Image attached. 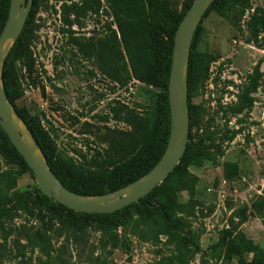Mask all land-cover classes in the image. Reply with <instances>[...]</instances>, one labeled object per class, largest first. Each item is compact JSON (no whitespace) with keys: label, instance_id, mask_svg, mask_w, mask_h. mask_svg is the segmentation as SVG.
<instances>
[{"label":"rangeland","instance_id":"374dc122","mask_svg":"<svg viewBox=\"0 0 264 264\" xmlns=\"http://www.w3.org/2000/svg\"><path fill=\"white\" fill-rule=\"evenodd\" d=\"M191 1L155 0L156 38L167 40ZM251 3L264 8V0ZM244 4L218 0L194 39L189 147L170 177L168 203L182 223L172 226L140 204L121 225L118 217L78 214L57 200L29 201L0 216V264H239L219 242L228 227L264 249V45L248 42ZM110 27L117 28L106 0H33L19 40L23 58L5 63L15 105L79 186L105 185L102 171L138 151L165 119L158 106L165 89L137 80L123 49L113 55L116 64L97 54ZM256 75L253 107L234 115ZM0 178V194L39 188L1 126Z\"/></svg>","mask_w":264,"mask_h":264},{"label":"trees","instance_id":"16d2710c","mask_svg":"<svg viewBox=\"0 0 264 264\" xmlns=\"http://www.w3.org/2000/svg\"><path fill=\"white\" fill-rule=\"evenodd\" d=\"M10 1L5 0V4L1 3L0 6V34L4 28L5 22L8 19ZM64 1V6L68 0H56ZM111 9L112 15L114 16V24L116 29L110 27V32L107 38L101 40L98 45V55H103L105 65H107L106 57L113 64L117 61L113 55H117L118 51L122 49L125 52L124 59L128 60L133 76L142 83H147L152 86H157L165 89L164 94H160L158 99V106L162 109L164 106V124L153 129L146 143L136 152L126 157L122 162L112 165L110 168L102 171L100 177L108 180L105 185L98 182L90 183L89 185L79 186L72 178L67 174L61 167L56 166L55 158L50 151L48 142L43 136L30 125L27 119L19 111L15 105L12 86H11V74L7 65L3 67V83L6 93L10 101L16 107L18 114L21 116L23 121L29 126L33 132L35 138L39 142L46 162L49 168L54 174L61 180V182L70 190L78 192L84 195H97L105 194L118 190L132 181L140 178L148 171H150L156 163L160 160L163 153L166 150L171 130V112L168 97V85L172 67V56L174 49L175 34L177 28L186 14L187 10L192 5L193 1L188 4L182 13L175 16L174 28L171 32H168V38L164 42L161 39L156 38L157 28L154 26V20L157 18L158 12L155 7V0H106ZM218 2L215 0L212 5L208 8L205 14ZM245 11L248 10V18L246 21L247 30L249 32L248 42L255 44L258 47L264 45V8L256 6L251 3V0H245ZM204 14V16H205ZM203 16V17H204ZM28 20V19H27ZM27 24V22H26ZM25 24V27H26ZM200 25V24H199ZM24 27V29H25ZM23 29V31H24ZM199 26L197 28V31ZM22 31V33H23ZM196 31V32H197ZM21 33V35H22ZM20 35V37H21ZM196 36V33H195ZM194 36V39H195ZM20 37L11 48L7 60H20L23 57L19 54L20 48ZM193 39V44H194ZM192 44V47H193ZM156 46V47H155ZM86 54L90 53L86 47L84 48ZM192 50V48H191ZM109 53V54H107ZM96 54V55H97ZM260 64L255 68L256 73H260ZM195 69L194 60L190 52L189 56V76H188V89L193 77ZM258 89V75L253 77V82L250 88L242 91L240 94L239 102L233 107V114L240 115L246 110H250L254 104V97L252 96ZM189 93V91H188ZM166 104V105H165ZM189 107L191 113V104L189 99ZM191 121V114H190ZM1 126V125H0ZM3 129V128H2ZM4 130V129H3ZM191 132V123H190ZM190 138V136H189ZM14 146V145H13ZM188 145L185 151L187 152ZM15 148V146H14ZM18 152V150L15 148ZM19 153V152H18ZM20 154V153H19ZM183 155L182 159L184 158ZM21 158L27 164L23 156ZM181 159V161H182ZM180 161V162H181ZM28 165V164H27ZM179 165V164H178ZM168 175V177L157 185L149 194L140 198L138 202H134L120 210L112 213H85L79 212L59 203L62 207L66 208L71 212H75L82 215H96V216H111L112 218L118 217L121 225H128V219H132L133 216L125 214L129 212L135 204H140L147 208H154L161 212L162 217L172 226H178L181 224V220L173 219L171 213L168 210V203L171 200L172 187L170 183V177L176 170ZM1 182V178H0ZM159 196L162 201L157 204L149 201L151 196ZM52 197H48L41 192L39 188L36 190H24L14 191L12 194H0V216L10 215L16 211L18 206L33 201L38 205H43L54 201ZM219 242L224 243L227 247L228 254L236 256L239 264H264V249L254 239L247 236L243 231L237 230L234 227H228L221 231L219 236ZM246 253H252V259L246 258Z\"/></svg>","mask_w":264,"mask_h":264},{"label":"water","instance_id":"95a60500","mask_svg":"<svg viewBox=\"0 0 264 264\" xmlns=\"http://www.w3.org/2000/svg\"><path fill=\"white\" fill-rule=\"evenodd\" d=\"M215 0H194L181 20L174 41L168 85L171 112L170 137L160 160L140 178L124 187L97 195H84L67 188L49 168L33 132L10 101L3 83L6 58L20 37L33 0H11L8 19L0 34V125L35 175L39 189L67 208L85 213H112L149 194L180 163L190 136L189 56L197 28Z\"/></svg>","mask_w":264,"mask_h":264}]
</instances>
